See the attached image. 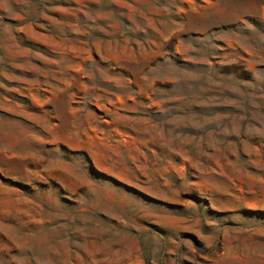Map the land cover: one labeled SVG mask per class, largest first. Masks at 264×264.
Instances as JSON below:
<instances>
[{
  "label": "rangeland",
  "instance_id": "374dc122",
  "mask_svg": "<svg viewBox=\"0 0 264 264\" xmlns=\"http://www.w3.org/2000/svg\"><path fill=\"white\" fill-rule=\"evenodd\" d=\"M0 264H264V0H0Z\"/></svg>",
  "mask_w": 264,
  "mask_h": 264
}]
</instances>
